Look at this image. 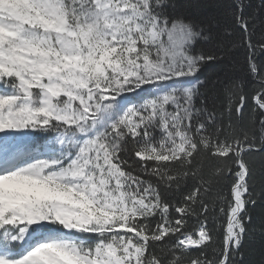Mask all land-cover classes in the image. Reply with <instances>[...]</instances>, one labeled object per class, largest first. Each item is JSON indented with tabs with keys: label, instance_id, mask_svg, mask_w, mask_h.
Returning <instances> with one entry per match:
<instances>
[{
	"label": "snow or ice",
	"instance_id": "1",
	"mask_svg": "<svg viewBox=\"0 0 264 264\" xmlns=\"http://www.w3.org/2000/svg\"><path fill=\"white\" fill-rule=\"evenodd\" d=\"M248 8L0 0V264H245L264 237V0Z\"/></svg>",
	"mask_w": 264,
	"mask_h": 264
},
{
	"label": "trees",
	"instance_id": "2",
	"mask_svg": "<svg viewBox=\"0 0 264 264\" xmlns=\"http://www.w3.org/2000/svg\"><path fill=\"white\" fill-rule=\"evenodd\" d=\"M210 3L214 4H229L231 0H209ZM245 3L249 5L247 11L251 13L254 10H258V6L260 0H245ZM225 10H219L217 15L223 19ZM201 15H207V12L201 13ZM261 20H264V11H259L258 18L256 20V28H255V39H259L261 33L264 32V24L261 23ZM238 39V34H234L231 37H225L224 42L228 43L232 40ZM205 47H207L205 45ZM233 55L235 56V61L239 62V67L237 68V73H242L244 71L243 67V54L239 48L233 50ZM264 59V57H261ZM220 72V67H210L204 70L203 75L201 77L202 80L210 81L215 74ZM38 143H43V141H38ZM253 214L256 217L257 221H259L261 216H264V206H257L253 210ZM243 258L245 264H264V237L261 236L260 230L257 227L255 232L250 235L248 238L243 250Z\"/></svg>",
	"mask_w": 264,
	"mask_h": 264
}]
</instances>
